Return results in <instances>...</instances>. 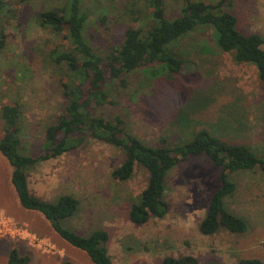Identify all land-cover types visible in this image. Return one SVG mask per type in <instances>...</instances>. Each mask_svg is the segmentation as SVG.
Masks as SVG:
<instances>
[{
	"label": "rangeland",
	"instance_id": "rangeland-1",
	"mask_svg": "<svg viewBox=\"0 0 264 264\" xmlns=\"http://www.w3.org/2000/svg\"><path fill=\"white\" fill-rule=\"evenodd\" d=\"M4 1L0 31L7 35V46L0 53V133L5 127L3 107L19 105L22 152L37 156L43 150L46 128L65 109L64 68L54 62L51 52L68 47L63 35L40 26L38 15L64 9L69 0ZM164 1L167 15L178 16L182 0ZM206 1L216 4L220 0ZM148 3L84 0L83 9L89 15L85 36L95 52L104 55L122 44L129 29L148 30ZM230 10L242 33L264 37V0H231ZM167 48L185 61L177 80L151 78L139 69L125 76L126 88L112 84L114 103L97 112L110 120L121 116L129 132L152 146H158L165 136L171 143H186L195 130L204 128L226 142L247 145L264 159V83L257 69L237 64L232 54L222 52L212 28L199 27ZM124 158L115 147L89 140L82 148L31 170L32 193L50 202L65 195L77 198L76 214L63 220L62 226L83 237L107 231L113 264H161L166 257L183 256H192L199 264H238L245 259L264 262V173L259 168L230 174L236 191L224 199L225 208L246 223V232L223 228L205 236L200 221L221 186L220 169L205 156L171 169L166 180L170 213L138 227L131 222L129 211L139 203L149 174L137 166L130 181L114 180L112 172ZM10 167L0 153V217L13 220L32 238L0 233V264H8L13 249L29 256V264H94L86 252L64 241L41 213L22 208L9 182ZM33 237L46 240L47 248L37 246Z\"/></svg>",
	"mask_w": 264,
	"mask_h": 264
},
{
	"label": "trees",
	"instance_id": "trees-1",
	"mask_svg": "<svg viewBox=\"0 0 264 264\" xmlns=\"http://www.w3.org/2000/svg\"><path fill=\"white\" fill-rule=\"evenodd\" d=\"M83 1L69 0L64 9L47 10L38 15L42 28L63 35L68 42L64 50L56 48L51 52L54 62L64 68L61 90L65 109L57 122L46 128L41 153L32 156L22 152L20 106L6 105L2 109L5 127L0 133V153L11 166L12 184L22 208L41 213L64 241L86 252L94 264H113L107 231L100 230L83 237L62 226L63 220L76 214L79 206L77 198L65 195L56 202H48L34 196L28 184V173L39 163L57 159L93 140L124 153V161L112 172L114 180L130 181L137 166L145 168L149 174L148 185L141 193L139 203L129 211V218L135 226H143L152 219L166 218L170 213L166 200L168 172L191 158L205 156L215 168L220 169L221 186L210 199L206 216L200 223V232L207 236L223 228L232 233L246 232V223L225 208L224 199L236 191V186L229 181L230 174L256 168L264 173V159L251 148L226 142L204 128L195 130L194 137L186 143L174 144L165 136L160 138L158 146H152L129 132L121 116L110 120L99 114L97 109L114 103L111 98L112 84L126 88L128 82L125 76L139 69L151 78L177 80L185 61L166 47L181 41L199 27L212 28L220 50L232 54L237 64L254 66L264 83V37L260 34L247 35L238 29V18L230 10L231 0H220L216 4L205 0H182L183 6L175 18L167 15L164 0H149V29L127 30L122 44L100 55L85 36L89 15L83 9ZM5 8L6 2L0 0V12ZM6 46L7 35L1 30L0 53ZM30 261L29 256H21L17 249H13L8 264H29ZM61 264L75 263L63 261ZM161 264L199 262L192 256H183L166 257ZM238 264L264 262L245 259Z\"/></svg>",
	"mask_w": 264,
	"mask_h": 264
},
{
	"label": "built area",
	"instance_id": "built-area-1",
	"mask_svg": "<svg viewBox=\"0 0 264 264\" xmlns=\"http://www.w3.org/2000/svg\"><path fill=\"white\" fill-rule=\"evenodd\" d=\"M0 233L17 235L23 240L32 238V235L26 229L19 227L13 220L3 217H0ZM33 240L36 241L35 244H37L39 247L45 246V248H47L48 246L46 240L44 239L41 240L33 237Z\"/></svg>",
	"mask_w": 264,
	"mask_h": 264
},
{
	"label": "crops",
	"instance_id": "crops-1",
	"mask_svg": "<svg viewBox=\"0 0 264 264\" xmlns=\"http://www.w3.org/2000/svg\"><path fill=\"white\" fill-rule=\"evenodd\" d=\"M9 178H10V181H9V182H11V185L13 186V184H12V169H11V175H10ZM28 184H29V189H30V191H31V193H32V190H31V187H30V183H29V179H28ZM32 194H33V193H32ZM33 195H34V194H33ZM34 196H36V195H34ZM39 198H40V197H39ZM41 199H42V198H41ZM45 201H48V200H45ZM48 202H50V201H48ZM204 218H205V217H204ZM204 218H203V219H204ZM203 219H202V220H203ZM202 220L200 221V223L202 222ZM199 228H200V227H199ZM205 236H207V235H205ZM62 262H63V261H62ZM62 262H61V263H62ZM61 263H60V264H61Z\"/></svg>",
	"mask_w": 264,
	"mask_h": 264
}]
</instances>
